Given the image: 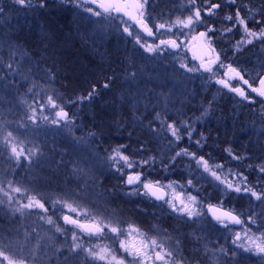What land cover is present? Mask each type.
<instances>
[{"label":"rangeland","instance_id":"374dc122","mask_svg":"<svg viewBox=\"0 0 264 264\" xmlns=\"http://www.w3.org/2000/svg\"><path fill=\"white\" fill-rule=\"evenodd\" d=\"M217 1L219 0H214V2ZM220 1L225 4V13L234 14L235 8L239 7L242 16L247 15L245 5L249 8L256 7L257 9V6L262 3V0H237V4L233 6L226 4L225 0ZM196 4L198 7L203 8L201 9V15L204 17V9L206 7L204 0H196ZM149 5L146 17H152V19H148L147 21L150 27L154 23H171L176 18L185 19L188 15L192 14L189 11L191 7L189 0H149ZM0 6L5 8V13L0 14V129H3V131H0V181L4 182L5 186L8 181H12L13 186L22 188V193H11L13 197L11 206L7 203L0 205V236L7 237L10 231L13 233V250L20 252L25 258V264H65L60 252L65 248L66 243L70 241L73 232L79 237V242L85 247L93 248L96 251H99L100 248L110 250L111 254L107 260L96 261L95 264H115L111 260V256L113 255L117 260H123L124 264H134V260L139 259V257H133L120 248L119 241H114L111 238L117 234L109 233L108 229L105 228L106 235L104 237L93 241L84 240L77 230L71 229V227L63 223V215L68 214L75 218L77 214L70 213L67 209L61 210L59 206L53 209L49 206L47 199L42 200L45 203V207L48 208V212L43 215L45 217L50 216L55 224L64 230L63 232H57L52 225L45 223L40 216L36 215V213L42 212L38 208L26 209L23 214L19 212L13 214L12 210L14 208L27 202L26 195L55 199L62 195L61 189L65 191L76 189V183L80 178H71L69 171L72 166L71 162L73 160H88L87 165L81 164V166L85 167L86 170L91 169L87 177L88 183L93 185L91 194L86 201L77 202L68 200V203H72L73 206H77L79 203L83 205V208L88 209L90 215L88 217L80 215L81 219L95 224L103 221L104 224H111L122 230L129 229V225L139 228L144 233L143 236L134 232L129 235L125 231L119 237L120 241H124L129 245L135 244L137 247H141V241L147 242V238L149 237L156 239L158 243L165 240L162 234H157L153 228L155 225L158 229L166 230L171 234V237L180 239L181 254L190 264H221L226 256L220 253V249H213V245H208V239L203 234L200 235L197 232H195L196 234H190L192 237H199L202 241V243H199L202 247L194 248L190 255L188 249H186V245L183 243L185 241L183 238L184 234L182 233L183 228L188 227L189 224L191 226L196 222H203L207 217V204L201 209L204 211L202 217L184 223L171 213V209L167 205L158 207V205H155L148 198L126 195L127 188L119 175L111 172L104 163L107 155L117 146L112 147L107 153L99 154L94 147L88 144L89 138L77 132L75 128L69 132L68 129L62 126L52 125L49 121L52 119L54 110L50 107H45L41 110L38 104L43 103L47 105L46 97L48 95H52L54 98L59 96L65 102L69 101L67 97H63L57 92V85L61 82L65 86L67 83L71 84V68H74V65H80L79 68H84L83 64L80 63L81 60L79 61V56H82V60L86 61L90 66H95L93 68H108V59L112 56L119 58L117 60L118 63L112 68H130L132 71L133 69L136 71L144 69L146 74L143 76V82L138 80L136 84L139 85L141 90L147 88L157 93L163 91L171 95L172 102L175 103V109L171 105L168 106L169 119L171 116H177V110L182 113L183 107L188 102H193L198 93L203 95L208 90L207 88L212 86L217 88H213L212 98L215 97L216 99L220 94L225 95L228 93L231 96V101L238 107H252L255 113L257 112L262 119H264V101H255L252 98L253 94L246 89L245 91L250 96L249 101H244L235 93H230L227 89H223L221 85L216 83V79L224 78L223 69L214 68L217 76L209 80L207 79L211 75L209 73L202 71L188 73L185 70L179 69L178 62L167 52L153 59L151 54L144 52L131 38L121 33L119 30L120 20L113 18L104 20L103 23H98L96 22L98 18L81 16L77 11L62 6L59 0L50 2L48 7L37 9L35 12L31 10L25 11L18 5H14L12 0H0ZM258 16L256 15L255 18L261 19ZM65 17L68 18L69 32L77 33L74 37V40L76 38V45L72 42L71 37L73 34L70 37L68 36L67 27H60ZM210 18H212L211 21L213 23L218 22L216 24V37L213 40L216 51L217 48L222 51L226 49L225 53L230 55L229 58L235 63L234 67L246 69L252 76H255L257 72L264 71V45H261L259 41L254 39L253 44L244 46L242 51H235L233 45L242 39V28L236 27L233 29V32L221 35L219 29L232 27V22L222 19L223 24L221 25H224V27L218 29L219 20L217 16L214 15ZM207 25L208 23L204 17L203 25L195 26L190 34L182 35L179 38L185 41L187 45V47L180 51L179 56L182 62L187 63L189 67H196L191 63L187 53L190 43L193 42L191 36L204 31ZM248 26L249 28L258 30L259 27L264 25H256L250 19ZM131 30L134 34L138 32L133 26ZM153 31L155 32L156 29L153 28ZM184 31L188 33L187 29ZM157 37L160 39L175 38L167 32L157 33ZM157 37H155V40ZM142 40L145 43H153L155 41L143 36ZM8 43L20 45L21 49L29 57H32L31 60L27 57H22L14 64L15 77L13 80L8 79L12 73L8 72L6 67L10 62L9 56L5 55ZM77 45L80 49L74 53L75 49H78ZM86 46L87 48H91L92 51L84 48ZM75 54H78L76 64L74 63ZM41 57H43L41 67L51 69L54 74L53 79L46 77L37 68V61ZM221 60H224V56L222 55ZM85 67L88 68V66ZM246 77L247 79L249 78L248 76ZM250 82L252 81L250 80ZM13 83L15 86L10 87L9 85ZM232 84L233 86H243L238 85L237 81H232ZM29 88H32L31 92L28 91ZM119 88L121 89L119 91L120 94H115L116 110L120 111V106L134 110L133 107L122 99L129 90L127 81L125 80L120 84ZM153 103H155V100ZM29 105L37 108L36 123L27 120L25 115V113L31 114ZM70 106L65 103V110L68 111ZM139 109L145 108L141 105ZM145 110L150 111L152 109ZM159 110V108L156 109V111ZM112 112L113 110L109 111V113ZM44 117H48L49 119L46 121ZM106 120L111 121L110 119ZM95 121L99 122V120ZM93 126L97 129V132L100 133L102 131L100 124H93ZM263 126L261 125L256 128V133L264 135L262 131L264 129ZM105 129L109 131L111 126H106ZM8 131L13 133L15 140L12 143L17 145L18 150L22 149L27 153L29 149L38 147L45 153V162L39 167H31L24 163L21 158L18 164L11 153L10 146L5 147L3 136ZM77 138H83L86 143L78 142ZM103 138L108 144L111 142L110 138ZM182 142L183 140L179 145ZM188 144L190 143L188 142ZM175 147L178 148V145ZM61 161H64V166L58 168L56 165ZM234 161L235 163L238 162V160ZM226 169H232L238 174L241 173L236 168L229 167ZM200 171H203V169H200ZM111 176L113 177L111 178ZM209 179L211 178L209 177ZM229 179H233V177L229 176ZM169 181H177L181 184L185 183L178 179H171L162 183H168ZM112 183L113 185L110 186L109 184ZM81 186H84L83 183H81ZM23 189H28V192L25 194ZM177 191L180 190L177 189ZM187 192H191L193 195L196 194L192 189H188ZM187 192L185 195H187ZM232 195L236 198L248 196L252 205L255 207L259 206V208L258 211L252 212L256 214V225L249 224L242 217L245 225L240 229L220 227L225 231L226 237L228 236L232 240L229 249H227L228 251L235 250L233 240L236 233H239L242 238L244 237L245 226L251 230L250 235L260 236L261 232H264V224H262L264 222V210L262 209L264 208V204L262 205L255 197H250L247 194L232 193ZM0 198H4L3 193H0ZM198 199L205 201L204 198L198 197ZM83 208H78V211L82 212ZM113 213L116 219H112ZM258 228L259 231L257 230ZM17 229H19V232H17ZM25 231L29 233L27 239L24 237ZM97 245H99V248H96ZM168 246V243L165 242V248H168ZM154 250L160 251L159 248L153 249L150 244L143 248L145 255L142 264H163V262L157 263L152 258ZM240 254L238 252L237 255L239 256ZM242 255H250L255 261L259 259L260 264L264 263V259L255 253H243ZM175 258L176 254L174 252L173 259ZM199 259L202 261H199ZM255 263L257 264V262ZM68 264H88V261L82 254L78 260L72 259Z\"/></svg>","mask_w":264,"mask_h":264},{"label":"snow or ice","instance_id":"6c2138e0","mask_svg":"<svg viewBox=\"0 0 264 264\" xmlns=\"http://www.w3.org/2000/svg\"><path fill=\"white\" fill-rule=\"evenodd\" d=\"M14 5H18L25 11L31 10L32 12L37 11V9H45L48 7L50 2H55V0H12ZM191 15H188L185 19L176 18L171 21V23H154L151 27L148 25V19H152L151 16L146 17V12L149 8V0H59V3L64 7H69L77 11L81 16L96 17L98 20L96 22L103 23L107 19H117L120 20L121 24L119 30L122 34H126L131 40L139 46L144 52L151 54V57L155 59L158 56L163 55L165 52L178 62L179 69L185 70L188 73L193 72H205L211 74L207 79L211 80L212 77L217 76V72L214 68L223 69V77L216 79V83L221 85L223 89H227L230 93H235L244 101H249L250 96L248 92L245 91L243 86H246L248 90L252 93H256L260 97H264V71L257 72L255 76H252L247 72L246 69L240 67H234L231 63L225 64L221 60V53L216 51L213 45V40L216 37L217 28L212 25L205 26V30L199 32L197 35L191 36V40L199 41L200 47L204 51V55L197 57L200 60V64L196 67H189L187 63L182 62L179 53L180 51L187 47L185 41L180 40V36L190 34L195 26H200L204 24V17L201 15V8L197 6L196 0H189ZM206 5L204 9L205 16L216 15V10L221 9V4L214 2V0H204ZM226 4H231L235 6L237 0H225ZM247 15L242 16L240 13V8L236 7L234 14H228L224 16V20L227 22H232V27H224L219 29L220 34L224 35L226 33L233 32L236 27L242 28V39L233 45L235 51H242L243 47L249 44H253V40L259 41L261 45H264V26L259 27L258 30L249 28L248 22L251 19L256 25H264V20L256 19V15L264 17V0H262L261 6L257 9L249 8L247 5L244 6ZM154 10V9H153ZM5 13V8L0 6V14ZM115 14V16L113 15ZM123 17H127L128 21H132L140 30V32L145 33L146 37H157V33L167 32L175 38L160 39L156 38L153 43H145L142 40L140 32H134L132 29V24L125 21ZM153 28L156 31H153ZM175 29V31H174ZM185 29L188 33H185ZM11 39V38H9ZM87 39V38H86ZM5 55L9 56L10 62L7 64L8 72L12 73L8 77L9 80H13L15 77L14 64H16L20 58L29 57L26 52H24L20 45L18 44H7V51ZM43 63V57L37 61V68L39 71L49 79L54 78V74L51 69L41 67ZM146 73L144 69H138L137 71H129L125 77L127 83L129 84V90L122 97L123 100L127 102L128 105L139 111V106H143L145 109H152L150 115L152 116V121L159 124L160 132H157L154 124L150 122L148 125L149 131L154 136H158L162 139H166L169 145V160L167 163L162 164L164 171L167 173L170 168L174 167L177 163V158L188 159L190 164L188 167V177L185 179V183L181 184L177 181H169L168 183H162L160 180H151L143 171L131 172L128 171L133 168L143 169L145 166H153L157 163L156 157L149 156L143 160H133L129 155L125 154L127 146H120L113 148L111 153L107 155L104 160L105 165L114 174L119 175L123 184L127 188L126 195L128 196H142L148 199H155L158 201H163V204L158 205V207H164L167 205L171 209V213L176 215L179 220L187 223L190 220H196L204 215L203 209L205 207V202L198 199L202 195L201 187H198L201 183V178L207 180L209 183L214 184V186L221 191L222 197H227L232 193L236 194H247L250 197H255L257 201L264 204V185H260V190L257 191L255 185H249L246 176L242 173H236L232 169H226L223 163H213L209 164V160L205 159L204 156H198L196 152L189 151L188 148H179L173 152V148L182 140H188L190 144L194 145L198 149H203L205 143L207 142V137L202 133L196 132L195 124L210 114L212 108V102L209 101L208 105L201 106V115L195 117L191 122L189 120L180 119L183 113L177 110V116L172 118L169 122V109L168 106L171 105L175 109V103L172 102L171 95L163 91L157 93L152 89L139 88L136 82L139 80L143 82V76ZM248 76V79H245ZM114 77L106 78L102 87L107 89L110 87ZM252 81L251 83L249 81ZM232 81H237L238 85L243 86H233ZM135 85V86H134ZM255 85V86H254ZM10 87H14L15 84H10ZM134 86V87H133ZM29 92L32 88L28 89ZM99 95V90L96 84L91 86V89L86 92V94L76 97L75 100H70L65 102L61 97L56 96L54 98L52 95L46 97L47 105L40 103L38 107L43 110L45 107H50L54 110L52 119L49 121L52 125L62 126L71 132L76 127V114L73 113L71 116L69 112L65 110V103L69 105L81 104L85 100L91 101L95 96ZM215 99V97H213ZM155 100V103L153 101ZM59 101V102H57ZM31 114L25 113L27 120L32 123L37 122V108L29 105ZM159 108V111L156 109ZM47 121L49 118L44 117ZM147 119V117H145ZM3 131V129H0ZM196 134L199 138L193 139V134ZM167 134V135H164ZM89 137H95V132H89ZM78 142L86 143L83 138H77ZM5 142V147L11 149L13 157L16 159L17 163L23 159L24 163L31 167H39L45 162L46 156L42 149L34 147L29 149L27 153L24 150H18L17 145L12 143L15 140L13 133L11 131L6 132L3 136ZM143 146H141V151ZM54 151V150H53ZM229 156L238 160L242 157L236 156L231 148L225 149ZM91 155V153H89ZM81 164L87 165L88 160H73L71 162L70 176L71 178H80L76 183V189H69L65 191L61 189L62 195L56 197L55 199L51 197L37 198L36 196H27V202L14 208L13 214L19 212L23 214L26 209L38 208L42 210L41 213H36L44 220L45 223L52 225L57 232H63L58 225L55 224L53 219L45 217L43 214L48 212V208L45 207V203L42 200L47 199L49 206L56 209L57 206L61 210L67 209L70 213H76L77 218L73 219L71 215L65 214L62 216L63 221L66 224L74 225L76 228L81 229L89 234V237H100L108 229L109 233H115L116 236L111 238L114 241H119V246L125 252L129 253L133 257H139V259L134 260V264H142L145 253L143 248L147 247L149 244L153 249L159 248L160 251H153V259L155 261H161L163 264H190L186 258L181 254L180 239L171 237V234L166 230L158 229L154 225L153 228L156 230L157 234H162L165 237L164 241L157 242L156 239L147 238V242L141 241V247H137L135 244L129 245L124 241H120L119 237L125 231L131 235L133 232L141 236L144 235L139 228H135L129 225V229L122 230L119 227H114L111 224H104L100 221L93 225L81 224L79 221V216L84 215L88 217L90 215L87 208H83L82 204H77L73 206L72 203H68V200L74 201H86L91 194L92 184L88 183V175L91 169H85ZM195 165V175L192 168ZM58 168L64 166V161L59 162L56 165ZM203 169V171H200ZM258 172L264 175V164L258 166ZM207 174V175H205ZM229 176L233 179H229ZM209 177L211 179H209ZM41 179V178H38ZM195 181V182H194ZM83 183L84 186H81ZM179 189L180 191H177ZM188 189H192L196 194L193 195L191 192H187ZM26 194L28 189H23ZM187 192V195L185 193ZM0 193H3V197L0 198V205L7 203L9 206L12 204L13 197L11 193H22V188L19 186H13L12 181H8L6 186L4 182L0 181ZM171 193V194H169ZM78 208H83V211H78ZM207 211L211 213L212 219H214L218 224L222 225L224 228H228L229 224L234 225H245V221L240 219V214H236L234 210H226L223 206V199L219 201L217 205L207 204ZM112 219H116L115 214H112ZM249 224L256 225V214L251 213L246 217ZM119 223V221H117ZM264 224V222H262ZM259 231V228L257 229ZM34 231V230H33ZM70 231V230H69ZM250 229L245 226L244 237L242 238L239 233L235 234L233 240V245L235 250L229 252L224 247L220 248V253L224 256L230 257L227 264H232L231 258H234L238 252L243 253H255L260 255L264 259V232H261L260 236L250 235ZM19 232V229H17ZM29 233L24 232V237L27 239ZM13 233L10 231L8 236H0V264H25V258L18 251H14L13 244ZM194 239H199V237L193 236ZM243 241V242H242ZM165 242L168 243V248H165ZM99 248V245L96 246ZM175 252L176 258L173 259V253ZM84 255L88 264H95L96 261H105L111 254L110 250L107 248H100L99 251L94 250L90 247H85L79 242V237L73 232L70 241L66 243L65 248L60 252L61 257L65 261V264L72 259L78 260L80 255ZM111 260L115 264H124L123 260H117L113 255Z\"/></svg>","mask_w":264,"mask_h":264},{"label":"trees","instance_id":"16d2710c","mask_svg":"<svg viewBox=\"0 0 264 264\" xmlns=\"http://www.w3.org/2000/svg\"><path fill=\"white\" fill-rule=\"evenodd\" d=\"M216 3L221 4V9L216 12V16L219 20V29L224 27V25H221L223 24L222 19H224V16L228 15V13H225V4L223 2L219 0ZM204 17L208 25L217 28L216 24H218V22L213 23L211 21L212 18H208L207 16ZM60 27H67L68 36L70 37L73 34L71 37L72 42L76 45V38L74 40V37L77 33L69 32L70 26L67 17H65L60 24ZM84 48L92 51L91 48H87V46ZM79 49L78 46V49H75L74 53ZM225 51L217 48V52H220L221 55L224 56L223 61L225 64L231 63L235 66V63L229 58L230 55L225 53ZM77 55L78 54H75L74 63L77 62ZM81 57L79 56V61L81 60L80 63L83 64L84 68H79L80 65H74V68H71V84L67 83L65 86L62 85L64 83L61 82L57 85V92H59L61 96L67 97L69 101L75 100L76 97L86 94L93 84H96L98 87L99 95L95 96L93 100H85L81 104L71 105L68 109L70 116L73 113L76 114L75 129L77 132L89 138L88 144L94 147L99 154L107 153L112 147L124 145L127 146L125 154L129 155L133 160H143L149 156L156 157L157 163L155 165L151 167L145 166L143 169L133 168L129 170L131 172L143 171L149 179L160 180L161 182L171 179H178L185 182V179L188 177L187 166L190 164L188 159L177 158L176 165L170 168L167 173L164 171L163 167H161L162 164L167 163L169 160V145L166 139L154 136L149 131L148 125L152 122L157 132H160L158 124L152 121V116L150 115L152 110L147 111L145 109H139V111H137L135 108L133 110L127 107L124 108L123 106H120V111L116 110L117 103L115 94H120V84L126 80L124 78L127 73L132 70L130 68H112L118 63V57L111 56V58L108 59V68H93L95 66H90L86 61H83V57ZM85 66H88V68ZM133 71L136 70L133 69ZM108 77H114V79L110 87L105 89L102 85ZM213 88L215 89L216 87H208V90L204 92L203 95L198 93L193 102H188L186 106L183 107V115L180 116V119L189 120L191 122L195 117L201 115L202 105L206 107L209 101L212 102L210 114L195 124L196 132L202 133L207 137V142L203 149H198L194 145L188 144L189 141L185 139L178 145V148L175 147V149H173V152L181 147L188 148L189 151L196 152L198 156H204L205 159H208L210 165L213 163H223L225 168H236L247 177L249 185H255L256 189L259 191L260 185H264V175L260 174L257 170L259 165L264 164V135L256 133L255 130H257L256 128L259 126L264 125V119H262L257 112L255 113L252 107H238L231 101V96L225 91L224 92L229 97L226 94H220V96L213 100L211 97L214 92ZM252 98L255 101L261 100L257 99L254 95ZM107 109L113 110V112L109 113L110 110ZM145 117H147V119H145ZM175 117L176 116H171L169 122ZM106 119H110L111 121H107ZM95 120H99V122ZM93 124H100L102 126V131H100V133L97 132ZM106 126H111L110 132L106 131ZM262 131L264 132V129ZM89 132H95L96 136L89 137ZM103 137L110 138L112 144H110L111 142L108 144ZM198 138L199 137L194 133L193 139ZM141 146H143L142 151ZM227 148H231L236 156L242 158L238 159V162L235 163L234 159L225 151ZM192 168L195 175V165H192ZM112 177L113 176H111V178ZM108 179L110 178L108 177ZM109 185L111 186L113 183ZM198 187H201L202 195L200 198H204L205 204L217 205L219 201L223 199V206L226 210H234L236 214H240V217H244L245 220H247L246 217L250 213L256 210L258 211L259 206L255 207L252 205L248 196L236 198L230 194L227 197H222L221 191L217 189L214 184L202 178ZM154 204L157 205L156 203ZM262 209L264 210V208ZM201 223L196 222L191 226L189 224L188 227L183 228L182 233L184 236H182L185 239L183 243L186 245L189 255L192 254L194 248H199V246L202 247V245L199 244L202 243L201 239H194L190 235L191 233L196 234L195 232L200 235L203 234V236L208 239L207 244L210 246L213 245V249H220L221 247L229 249L232 240L230 237H226L225 231L220 228L221 226L214 224L208 217ZM229 252L231 251L229 250ZM229 259L230 257L226 256L221 264H227ZM200 260L201 259H199V261ZM231 260L232 264H256L255 262L260 264L259 259L255 261L250 255H236L234 258H231Z\"/></svg>","mask_w":264,"mask_h":264},{"label":"water","instance_id":"95a60500","mask_svg":"<svg viewBox=\"0 0 264 264\" xmlns=\"http://www.w3.org/2000/svg\"><path fill=\"white\" fill-rule=\"evenodd\" d=\"M115 15V14H114ZM124 20L128 21V18L127 17H123ZM128 23L132 24V26L138 31L140 32V30L138 29V27L132 22V21H128ZM141 34L143 35H146L145 33H142L140 32ZM204 55V51L203 49L200 47V42L199 41H194L193 44L190 45L189 49H188V56L190 58V61L194 64H200V60L197 59V57L199 56H202ZM250 91V90H249ZM251 92V91H250ZM252 93V92H251ZM257 99H261L264 101V97H260L258 96L256 93H252ZM152 202L156 203V204H163V201H158V200H155L154 198L153 199H150ZM207 216L209 218L210 221H212L214 224H218L214 219H212V216H211V213L207 211ZM73 219H76L74 217H72ZM241 219V218H240ZM242 220V219H241ZM79 221L81 224H85V225H93L95 223H92V222H86V221H83V219H80L79 218ZM63 223L66 225V226H69V227H75L74 225H71V224H66L64 221ZM220 225V224H218ZM229 227L233 228V229H240L242 228V225H234V224H229ZM81 230V229H80ZM82 231V230H81ZM84 234L86 235H89L87 232H84L82 231ZM158 263H160L161 261H157Z\"/></svg>","mask_w":264,"mask_h":264},{"label":"flooded vegetation","instance_id":"af4514ba","mask_svg":"<svg viewBox=\"0 0 264 264\" xmlns=\"http://www.w3.org/2000/svg\"><path fill=\"white\" fill-rule=\"evenodd\" d=\"M259 6H261V5H259ZM259 6H257V8H259ZM252 8H254V9H256V7H252ZM217 11H219V9L218 10H216V12ZM244 13V12H243ZM208 18L209 17H211V16H207ZM258 18H261L262 20H264V17H259L258 16ZM141 34V33H140ZM143 37H145V38H147V39H151V40H155V37H146V35H143V34H141ZM194 43V41L193 42H191L190 43V45L191 44H193ZM190 47V46H189ZM189 49V48H188ZM188 53V52H187ZM192 63V62H191ZM194 64V63H193ZM193 66H198V64H194ZM245 79H246V76H245ZM250 82V81H249ZM245 87V89L248 91V92H250L248 89H247V87L246 86H244ZM70 115V114H69ZM157 205H160V204H157ZM75 218H77V216L75 217ZM78 218H80V217H78ZM81 219V218H80ZM242 219V218H241ZM84 221V220H83ZM218 225V224H217ZM218 226H222V225H218ZM69 227V226H68ZM229 227V226H228ZM231 228V227H230ZM71 229H74V230H77L78 231V233H79V235L84 239V240H89V241H93V240H98V239H100V238H102V237H104L105 235H106V232L104 231V233L102 234V236H100V237H89V235H86V234H84L79 228H76V227H71ZM157 262V261H156ZM158 263V262H157ZM161 263V262H160Z\"/></svg>","mask_w":264,"mask_h":264}]
</instances>
